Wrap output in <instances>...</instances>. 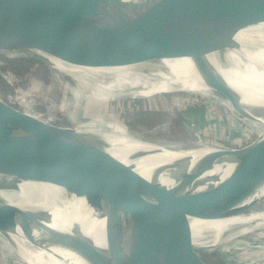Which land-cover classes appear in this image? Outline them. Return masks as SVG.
Instances as JSON below:
<instances>
[{
    "label": "water",
    "instance_id": "95a60500",
    "mask_svg": "<svg viewBox=\"0 0 264 264\" xmlns=\"http://www.w3.org/2000/svg\"><path fill=\"white\" fill-rule=\"evenodd\" d=\"M73 1L0 0V61L18 70L0 73V84L15 93L19 83L38 86L48 79L63 80L64 75L74 79L87 75L83 70L189 56L205 61L198 71L204 82L227 99L230 110L257 133L242 142V132L231 123L220 133L236 139L232 145L199 134L209 127L194 131L198 141L192 146L150 141L162 149L137 150L128 156L134 159L163 149L207 150L191 167L192 157L177 156L156 163L144 175L98 143L0 99V184L14 189L20 181L58 186L66 194L82 197L98 218L105 219L104 245L79 226L71 230L44 227L46 235L37 237L35 228L42 226L38 218L0 202V235L12 231L16 220L35 237L36 245L73 251L87 264H172L158 256V248L152 250L155 243L182 252L188 264H209L201 250L264 226V219L255 218L248 224H234L215 246H202L194 243L189 221L192 217H264V204L249 200L264 187V125L256 119H264V106L251 109L243 104L242 95L216 76L206 58L212 51L236 46L233 36L238 30L263 21L264 15L258 12L264 11V0ZM175 43L177 47L162 52L167 44ZM218 163H234V167L220 184L201 190L206 182L201 176ZM164 172L174 184L159 180ZM33 196L43 199L39 194ZM77 209L70 207L68 218L79 214ZM213 237L211 231L205 234L208 243Z\"/></svg>",
    "mask_w": 264,
    "mask_h": 264
},
{
    "label": "bare ground",
    "instance_id": "6f19581e",
    "mask_svg": "<svg viewBox=\"0 0 264 264\" xmlns=\"http://www.w3.org/2000/svg\"><path fill=\"white\" fill-rule=\"evenodd\" d=\"M78 1L74 0L72 3ZM258 14L264 15V11L258 12ZM233 37L236 46L208 53L206 56L207 61L214 66L217 77L224 78L229 87L242 95L243 104L250 106L251 109L259 105L264 106V20L252 25L249 24V26L238 30ZM183 38L180 37L178 40ZM197 60L199 59L187 57L177 63H148L140 61L127 66L83 70L81 73L85 74L84 72L88 71V74L75 80L76 88L73 93L75 104L74 110H71L74 123L72 132L86 137L92 143H98L127 163H132L144 175H148L150 169L156 163L173 159L177 156L192 157L191 167L197 157L207 149L193 148L185 149L184 151L163 149L159 153L131 159L128 156L131 152L143 149L148 152H154L162 148L155 143H150V141L125 133L126 131L124 133L122 131L119 132L118 128L112 123H106L104 127L100 119L106 117V109L109 104H115L119 100L150 98L156 94L166 92H184L193 95L200 93L207 98H215V91L204 82L198 72L201 70L199 64H204L205 61L202 59L198 63ZM203 74L209 75L206 72ZM31 115L46 123L53 120L51 117L42 118L40 113H33V111ZM256 119L259 123H254H262L261 125H264L263 118L258 117ZM233 167L234 163L215 164L201 176V178L206 179V182L199 188L207 190L217 186L231 172ZM159 180L165 185L174 184V180L170 179L166 172L160 175ZM34 194L41 195L43 199L41 201L34 199ZM249 200L256 201V204H264V187ZM0 202L14 204L38 218L42 222V226L35 228L33 235L37 237L46 235L44 227L51 226L56 229L71 230L72 227L79 226L83 232L93 236L99 244L104 245L105 219L103 217L98 218L96 211L82 197L66 194L58 186L36 181H20L18 188L14 189L0 184ZM70 207L78 208L77 210L80 213L68 218V209ZM256 217L253 215L226 216L218 219L192 217L189 221L194 243L202 246H215V243H219L226 228L234 224H248L254 218L264 219V217ZM262 220H259L257 224H260ZM209 231L214 233V237L208 243L205 234ZM249 235L255 238L264 237V226L242 237L232 239L226 237L220 243V247L228 242L238 246L247 243V245L251 246V243L244 238ZM1 236L7 245L11 246L10 256L20 261H26L30 264H87L73 251L60 247L45 249L36 245L35 237L30 236L16 220L14 221V229L7 232L5 236ZM154 248H158V256L168 258L172 264H188L189 262L185 261L186 256L182 252L170 251L169 247L166 248L162 243L161 245L153 244L152 250ZM258 248H260L259 245L254 246L253 250ZM221 251L222 253L224 252L222 247Z\"/></svg>",
    "mask_w": 264,
    "mask_h": 264
},
{
    "label": "rangeland",
    "instance_id": "374dc122",
    "mask_svg": "<svg viewBox=\"0 0 264 264\" xmlns=\"http://www.w3.org/2000/svg\"><path fill=\"white\" fill-rule=\"evenodd\" d=\"M169 47L175 48L177 45L167 44L162 52H166ZM187 57L189 56L161 57L143 61L148 63H177ZM11 71L18 72V70L12 69L10 63L0 61V73L2 75L12 74ZM64 77L63 80L59 81L44 80L38 86H33L31 83H19L16 85L15 93L6 84H0V94L3 96L0 99H5L7 103L18 108L21 112L40 113L42 118L51 117L53 119L49 123L60 124L63 125L62 127L72 130L74 123L71 110H74L75 104L73 93L76 88V79L71 76L64 75ZM81 96L83 95L81 94ZM214 96L215 98H207L200 93L193 95L184 92H166L150 98L119 100L115 104H109L106 109V117L100 120L104 127L106 123H112L119 132L124 133L126 131L125 133L140 137L142 140L155 141L165 145H195L198 138L194 131H200L197 129L198 127L210 128L205 132L208 134L200 132L201 136L207 137L205 135H208L210 140L214 139L217 143L226 142L232 145L236 139H229L220 133L224 127L229 129L231 123L238 127L240 133L242 132L239 136L242 142L256 136L257 131L252 129L245 122L246 120L238 118L231 111L232 107L228 105L227 99L216 92H214ZM244 238L251 243L252 247L247 243L243 244L244 246H238L228 242L221 246L223 253L219 245L212 249L201 250L200 253L209 264H264V237L255 238L249 235ZM258 245L260 248L253 250V247ZM10 250L11 246L7 245L0 235V264H30L11 257Z\"/></svg>",
    "mask_w": 264,
    "mask_h": 264
}]
</instances>
